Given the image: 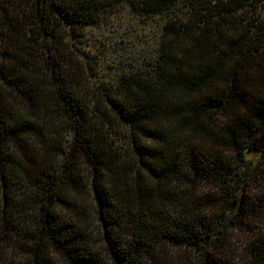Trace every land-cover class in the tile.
Returning a JSON list of instances; mask_svg holds the SVG:
<instances>
[{"label":"trees","instance_id":"1","mask_svg":"<svg viewBox=\"0 0 264 264\" xmlns=\"http://www.w3.org/2000/svg\"><path fill=\"white\" fill-rule=\"evenodd\" d=\"M257 153L264 0H0V264H264Z\"/></svg>","mask_w":264,"mask_h":264},{"label":"rangeland","instance_id":"2","mask_svg":"<svg viewBox=\"0 0 264 264\" xmlns=\"http://www.w3.org/2000/svg\"><path fill=\"white\" fill-rule=\"evenodd\" d=\"M118 11H120V13H118V15L116 16L117 21L115 25H118L121 29H123L122 28L123 25L126 24L125 17H128V16H125V14L121 13L122 9H118ZM127 27L136 28V30L133 33L131 32L134 36L135 34L143 33L141 39L143 40L147 38L146 32L142 29L143 28L142 23H139V22L137 23L136 17H134L132 22L128 24ZM125 31H127V29ZM91 33L95 35L99 34V32H96V33L91 32ZM141 45L144 46L142 42L140 43L138 42V44L136 45V49L139 50L141 48ZM253 161L257 164L259 168L258 170H261V174H260L261 176L255 179V181L251 183L250 189H249V194L251 196L253 195L255 196L256 194L258 195L260 192L264 190V153H261V154L257 153L256 155H254ZM254 214L258 217L262 216L259 211H255ZM257 231H258V228L252 229L250 232H248L247 230L244 231L243 229H235V228L229 227V229L227 230L228 233H226L225 237L230 239L229 243L231 244V247H230L231 264L232 263L233 264H250L251 263L252 257L249 254V249H250V244L252 242V239L254 238ZM5 251L8 252V249L5 248ZM15 261L21 262L23 261V258L19 257V255H15ZM200 262H201L200 260L198 261L194 260V264H199ZM55 264H64V263L55 262Z\"/></svg>","mask_w":264,"mask_h":264}]
</instances>
